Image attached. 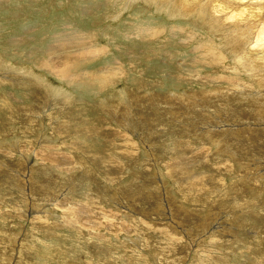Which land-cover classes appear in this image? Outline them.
<instances>
[{"label": "rangeland", "instance_id": "rangeland-1", "mask_svg": "<svg viewBox=\"0 0 264 264\" xmlns=\"http://www.w3.org/2000/svg\"><path fill=\"white\" fill-rule=\"evenodd\" d=\"M262 24L264 0H0V264H264Z\"/></svg>", "mask_w": 264, "mask_h": 264}, {"label": "bare ground", "instance_id": "bare-ground-1", "mask_svg": "<svg viewBox=\"0 0 264 264\" xmlns=\"http://www.w3.org/2000/svg\"><path fill=\"white\" fill-rule=\"evenodd\" d=\"M263 1V0H262ZM174 3V2H173ZM243 6V5H242ZM245 7V6H244ZM259 9V8H258ZM197 11V10H196ZM261 11V10H260ZM258 14H260V12L258 13ZM263 14V13H262ZM241 15H239L238 17H240ZM256 16V15H255ZM258 17H259V15H258ZM257 17V18H258ZM263 20V19H262ZM244 21V20H243ZM263 22V21H262ZM240 23V22H239ZM238 23V24H239ZM228 24V23H227ZM230 24V23H229ZM242 24V23H241ZM260 25V24H259ZM258 25V26H259ZM263 25V24H262ZM234 26V25H233ZM242 26V25H241ZM261 26V25H260ZM235 30V29H234ZM225 31V30H224ZM232 31V30H231ZM256 32V31H255ZM255 34V33H254ZM248 35V34H247ZM254 39V38H253ZM252 39V40H253ZM234 40V39H233ZM248 40V39H247ZM249 42V41H248ZM80 45H82L81 43H80ZM79 45V46H80ZM254 45H259L260 47L261 46H264V25H263V27L261 28V29H259L257 32H256V34H255V40H254ZM69 46H71V45H69ZM72 47H73V45H72ZM83 47V46H82ZM248 47H250V46H248ZM244 48V47H243ZM67 49V48H66ZM74 49V48H73ZM245 51V50H244ZM259 51V50H258ZM48 52V51H47ZM49 53V52H48ZM252 54V53H251ZM52 56H54V57H57L56 56V54H54V53H49V59L51 60V58H54V57H52ZM44 58V57H43ZM58 59H60L61 61H60V66H59V69H55L53 72H55L56 73V75L58 76V77H61V76H59V72H61L62 73V76H63V78H66V79H70L71 80V78L73 77V72H71V70H72V67H69L68 65L71 63L70 61H67V60H64V59H62L61 57H57ZM1 61L3 62L2 64H6V62H4L2 59H1ZM43 61V60H42ZM250 61H251V59H250ZM55 62V61H54ZM44 63H47L45 60H44ZM52 63V62H51ZM50 62H49V64H51ZM41 64H43V63H41ZM73 64V63H72ZM8 65V64H7ZM75 65V64H74ZM248 65V64H247ZM51 66V65H50ZM3 67V66H2ZM42 67V66H41ZM44 67V66H43ZM52 67V66H51ZM243 67V66H242ZM257 67H259V66H257ZM55 67H53V68H50L51 70L52 69H54ZM57 68V67H56ZM244 68V67H243ZM258 71V70H257ZM261 71V70H260ZM255 73H256V70H255ZM85 74H87V73H85ZM52 75V74H51ZM55 75V76H56ZM84 75V74H83ZM9 76V75H8ZM86 77V76H85ZM9 79H11V78H9ZM262 80V79H261ZM257 93V92H256ZM59 95V94H58ZM61 95V94H60ZM62 96V95H61ZM63 97V96H62ZM65 97V96H64ZM66 98V97H65ZM65 100V99H64ZM119 148V147H118ZM43 152V151H42ZM34 156V155H33ZM46 156V155H45ZM92 156H93V154H92ZM96 157V156H95ZM36 159V158H35ZM55 159V158H54ZM158 159V158H157ZM162 174V173H161ZM76 207V206H75ZM73 209V208H72ZM190 210V209H189ZM80 212V211H79ZM39 214H41V213H39ZM38 214V215H39ZM43 214V213H42ZM146 216V215H145ZM83 220V219H82ZM88 222V221H87ZM112 223V222H111ZM87 224V223H86ZM82 226V225H81ZM80 226V227H81ZM85 229V228H84ZM161 229V228H160ZM95 230V229H94ZM201 230V229H200ZM88 231V230H87ZM113 237V236H112ZM140 250V249H139ZM212 252V251H211ZM118 255V254H117ZM205 256V255H204ZM206 258V257H205ZM201 260H203V262L205 261V259H204V257L201 259ZM217 261V260H216Z\"/></svg>", "mask_w": 264, "mask_h": 264}]
</instances>
